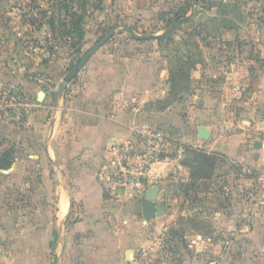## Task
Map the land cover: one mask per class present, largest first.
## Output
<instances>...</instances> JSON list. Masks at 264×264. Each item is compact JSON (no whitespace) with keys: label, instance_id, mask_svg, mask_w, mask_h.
<instances>
[{"label":"crops","instance_id":"0c3cea01","mask_svg":"<svg viewBox=\"0 0 264 264\" xmlns=\"http://www.w3.org/2000/svg\"><path fill=\"white\" fill-rule=\"evenodd\" d=\"M150 1L158 7L165 0ZM207 3L210 6L195 16L191 12L201 7L191 6L181 20L211 25V34H200L201 43L230 45L241 39L238 55L248 57H241L245 65H233L225 72L229 70L228 77L235 81L253 79L254 91L242 100L220 99L213 89L227 83L212 79L204 85L202 75L210 72L205 66L209 59L233 51L202 48L204 63L192 75L200 89L192 95L198 105L184 111L195 129L182 125L185 143L181 144L227 160L243 158L257 167L264 183V0ZM164 34L148 37L150 49L145 52L108 44L93 49L55 106L56 86L66 77L62 64L48 61L30 67L56 82L45 89L25 80L23 68L14 75L0 68V89L22 90L32 104L21 124L0 116V156L7 154L0 164V264H137L140 251L163 230L162 224L156 225L157 216L143 219L140 197L144 193L131 187L112 188L108 170L118 150L138 143L145 131H155L171 146L165 128L172 123L175 104L182 100L171 102L169 96L173 53L153 39ZM211 73L213 78L214 69ZM203 87L209 90L202 91ZM227 103H242L245 109L223 111L220 106ZM223 123H230L233 130L225 131ZM200 125L210 130L205 140L196 136ZM148 170L157 182L146 189L159 187L156 201L172 174L189 181V168L178 158L166 156L152 162Z\"/></svg>","mask_w":264,"mask_h":264},{"label":"rangeland","instance_id":"374dc122","mask_svg":"<svg viewBox=\"0 0 264 264\" xmlns=\"http://www.w3.org/2000/svg\"><path fill=\"white\" fill-rule=\"evenodd\" d=\"M193 1H156L161 4L155 7L150 0H0V68L13 75L23 68L20 73L25 80L45 89L48 85L55 86L56 82H51L48 74L30 69L35 63L59 62L67 76L84 62L89 51L98 46L108 44L123 51L132 48L145 52L150 49L148 37L165 32L160 36L163 38L157 40L158 43L162 41L159 47L172 51L174 73L179 67L184 70L178 74L175 92L170 97L171 102L178 101L179 97L182 101L175 104L172 123L165 128L171 144L166 155L183 163L192 156L181 144L185 140L180 130L184 123L195 129L194 122L184 118L187 115L184 111L198 105L192 95L200 89L194 86L192 75L196 66L204 63L202 48H229L234 52L214 56L213 61L209 59L205 66L210 72L202 75L204 85H209L212 79L227 83L213 89L220 93V99L242 100L254 91L253 79L235 81L228 77L229 70L225 72L233 65H245L241 57H248L238 55L242 52L241 39L230 45L201 43L200 34H211L210 24L200 26L193 19L176 21L177 16L191 10ZM207 1L196 3L202 9H196L192 15L209 7L211 3ZM238 9L243 11V6L239 5ZM205 89L203 87L202 91ZM0 91L25 95L22 90L13 88ZM221 107L223 111L226 107L245 109L242 103H227ZM223 124L225 131L233 130L230 123ZM198 127L210 132L205 126ZM237 130L243 131L240 127ZM142 143L140 139L133 147L141 148ZM159 155L163 154L160 152ZM214 163L211 177L196 180L194 187L188 190L184 187L187 182L177 173L169 177L162 198L157 200L164 213L157 216L159 222L156 225L162 224L163 230L156 232L150 247L140 251L137 264H208L210 260L213 264H264V183L260 182L259 170L243 158L227 160L218 155Z\"/></svg>","mask_w":264,"mask_h":264},{"label":"built area","instance_id":"2783aa9c","mask_svg":"<svg viewBox=\"0 0 264 264\" xmlns=\"http://www.w3.org/2000/svg\"><path fill=\"white\" fill-rule=\"evenodd\" d=\"M0 98V116L10 118L18 124L23 123L32 105L30 99L15 91H0ZM141 139V148L135 149L134 145H126L112 159V166L108 170L112 188L131 187L142 195L148 184H156L157 180L149 173L148 166L166 158L168 145L160 135L151 130L143 132ZM160 152L163 155H159Z\"/></svg>","mask_w":264,"mask_h":264},{"label":"trees","instance_id":"16d2710c","mask_svg":"<svg viewBox=\"0 0 264 264\" xmlns=\"http://www.w3.org/2000/svg\"><path fill=\"white\" fill-rule=\"evenodd\" d=\"M200 1L201 0H197V2H200ZM185 14L177 16L176 21L184 17ZM161 38L163 37H160V36L155 37L156 40H160ZM183 72L184 70L181 67H179L175 71V73H174V70L171 71L170 78H169L170 83H171L170 93H169L170 97L175 92L174 90L177 84L178 74L181 75V73ZM170 101L172 100L170 99ZM184 150L188 154H190V156H192L191 159H188L183 162V164L189 168V181L184 184V187L186 188V190H188L189 188L194 187L196 180L208 179L209 177H211L213 169H214V165H215L214 159L218 156V154L215 152H206L199 147H194V146H189V145L184 146ZM6 159H7V154L5 153L1 154L0 164L2 165L1 161L6 160Z\"/></svg>","mask_w":264,"mask_h":264},{"label":"water","instance_id":"95a60500","mask_svg":"<svg viewBox=\"0 0 264 264\" xmlns=\"http://www.w3.org/2000/svg\"><path fill=\"white\" fill-rule=\"evenodd\" d=\"M193 6H195V3H193ZM91 51L87 53L86 57L90 54ZM78 68L79 67L73 69L62 81L58 83L57 90L55 91V95H54V103H53L54 106L56 105L58 98L62 95L67 83L74 76ZM196 136L200 140H205L208 137V133H206V131H204L202 127H198ZM158 192H159L158 186L156 185L151 186L147 188L144 194L140 197L141 215L143 219L146 221H149L150 219H153L154 217L164 213V209L161 206H159L156 201Z\"/></svg>","mask_w":264,"mask_h":264}]
</instances>
